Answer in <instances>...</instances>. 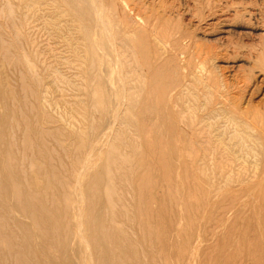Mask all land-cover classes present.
<instances>
[{"label":"bare ground","instance_id":"1","mask_svg":"<svg viewBox=\"0 0 264 264\" xmlns=\"http://www.w3.org/2000/svg\"><path fill=\"white\" fill-rule=\"evenodd\" d=\"M130 1H128L129 6L131 5ZM63 2L79 20L87 17L86 13L78 10L81 7L79 6L80 3L81 5L83 3V6L91 11L93 9L98 11L96 18L88 17L96 19V25L99 24L101 41H94V30H91L90 25L85 32L87 52L90 58L89 66L94 69L96 67L98 71L94 74L97 76V82L91 92V98L94 101L93 106L100 110L101 115L106 116L108 114L110 107L108 87L104 82H101L99 72L103 68L111 76L116 69L117 62L126 69V75H129L127 81L120 79V85L125 94L120 95L122 97L118 105L120 104L125 108L121 112L116 107V111L113 112V117L117 120L120 119V127L113 130L115 131L113 137L108 135L112 134L110 131L114 129V124L109 126L110 130L108 128L104 133L97 136V127L88 122L89 126L82 127L81 125L75 129L72 143L70 142L71 146L66 145L65 139H58V148L60 147L63 150V152L61 151L62 154L65 155L66 153V157L69 156L70 159L66 162V160L64 161L66 157L63 158L64 155H62L61 158H58L60 163L56 165L47 137L50 136L53 129H57L58 135L61 134V128L52 129L35 126L34 129H31L30 123H27V117L24 118L22 114L21 116L17 113L19 112L16 110L18 107L15 103L13 104L16 96H10L7 92L5 93L6 89L3 92L2 89L4 88L1 89L0 87V264H12L10 258L13 259L14 264H264V151L261 153L256 149L255 143H251L253 146L249 145V138L253 142L264 143V114L261 115V112L259 114L261 117L257 118L260 119V122L257 125V120H255L256 122L252 126L248 122V114L243 113L249 110L241 112L233 106V110L230 111L232 114L238 115H230L232 117L227 118L228 121L225 119L226 115L228 116L226 109V115H223V110L219 114L213 111L214 115L216 113L218 116L216 118L212 113H208V110L206 115L197 114V116L199 115L198 118L196 117L197 119L195 118L197 121L190 122L187 115H190L189 112L195 106L189 104L192 105L189 107L183 101L182 93L186 92L187 89L184 92L178 91L180 85H174L176 87L170 85L171 88H164L163 90H160L161 87L159 88V84L165 82L167 72L163 68L164 60L160 62V54L163 53L164 47H168V43H171V49L176 46L180 48L178 45L183 43L181 41L191 40L189 38L190 33L189 35L185 33L186 31L184 33L181 31L183 35L179 36L183 39L180 37L174 40L173 36H178L180 33L177 31L178 34H174L178 26L173 29L168 27L169 23L166 25L164 22L161 26H156L158 28L154 34L155 41H150L151 38H149L150 40L147 38L148 41H146L142 39L146 35L145 33L141 37V26L137 25L138 28H136V23L132 25L135 22L132 20V28L128 32L129 34H124L119 30L116 33L119 36L116 37L112 29L110 30L112 23L110 24L100 11L101 5L98 6L95 2V4L90 3V5L88 0H63ZM141 6L145 9L146 5ZM145 11L143 10V12ZM150 12L149 10V14ZM156 12H158L157 9ZM161 12L160 15L162 16L165 11ZM112 15L111 17H113ZM150 15L148 17H153V13ZM166 16L168 17V15ZM144 17L146 18V16ZM123 22L126 23V19ZM151 22L155 23V20ZM84 24L86 26V22ZM118 26L116 27L120 28ZM153 26L154 29L155 25ZM139 28L141 29L138 30ZM179 29L182 30L181 28L177 30ZM153 31L152 33H154ZM150 33L147 34V37L151 35ZM97 36L95 37L97 38ZM194 40L196 41V39ZM0 42L2 41L0 40ZM16 43L12 45L16 46ZM193 43L192 46H190L191 44L187 46H195ZM196 47L194 48L196 49ZM194 48L192 51L195 50ZM151 49H153L154 55H152ZM197 49L200 53L199 48ZM200 49L202 50V48ZM1 50L2 48L0 52ZM196 52L194 54L199 55ZM204 52L203 54L206 56L207 53ZM118 54H127L125 60L130 61V63L127 61L125 65L123 60L120 61L121 63L116 61L115 66L110 63L113 62V59L110 58ZM151 55L156 59V64L144 68L147 66ZM16 56L15 54L14 57L18 62ZM172 59L174 58L172 57ZM189 59L191 60V58ZM22 60L21 58V64ZM151 63L149 62L150 65ZM26 64L28 69L26 70L32 74V64L27 63V61ZM205 64L207 65V63ZM208 73L207 75L210 76ZM0 74L2 75L3 72ZM172 77L173 75L170 78ZM2 80L3 77H1ZM1 81L2 84L5 82ZM175 81L177 80L173 82ZM182 81L181 83H183ZM185 83L182 87L186 86ZM189 83L186 84L189 86ZM7 84L9 85V83ZM217 89L215 90L217 91ZM140 92H143L144 95H139ZM221 102L225 103L226 100L224 102L223 98ZM225 104L223 105L225 106ZM234 104L236 105V103ZM27 107L29 106L27 105ZM255 112L252 113L251 117L257 116L258 112L256 110ZM89 113L91 114V111ZM90 114H85V117ZM220 116L224 118L220 120L222 118ZM86 118L87 121L88 117ZM192 118L194 119V116ZM214 118L217 119L216 121L220 120L222 124L225 119V122L231 120L230 122L236 125L232 126V131L229 130L234 133V136L229 134V138L231 136L234 139L233 137L237 136L239 141L243 143L241 148H239L241 143L237 139L239 142L237 149H235V140L230 139L235 145L232 146V143L229 145L230 142L228 143V141L230 140L227 139V136V138L225 137L223 130L226 128L228 131L229 125L226 127L224 124H219L223 132L219 131L220 126L218 125L219 128L217 129L215 122L212 121ZM89 121H92V118ZM15 122L16 126L21 127L22 125L25 131L27 130L23 142L26 152L32 146L33 137L35 141H38L36 144L38 145L39 156L37 163H35L38 168L36 169V166L31 167L32 171H28L29 174L25 172V167L22 168L21 172L15 166L19 158L16 155L17 145H15V141L13 142L14 139L12 140L13 136L10 133L16 127ZM244 125L248 127V131L254 130L253 132H256L253 135L255 139L251 136L253 132L250 134L244 130ZM83 126L86 125L83 124ZM238 126H241L243 130H238ZM187 127L189 130H186ZM214 127L218 132L214 130ZM89 129L92 130L89 131ZM229 131L227 134L230 133ZM34 133L38 137L32 136ZM242 150L244 151L242 152ZM232 151L234 154L241 151L243 157L245 152L247 153L245 160H242L241 156L237 158V154L238 168V165L234 166L230 163L232 161L227 162ZM225 157L227 161H221ZM248 157L249 159H247ZM250 158L251 161H249ZM241 160L245 164L240 163ZM248 162L251 164H247ZM249 165L253 166L250 169H254V174L250 176L248 175L249 171L247 172ZM235 169L240 172L245 169V174H248L242 176L244 173L240 174L236 170L239 173L238 176L236 175L238 182L230 185L229 182L234 180L232 174H234ZM179 192L183 195L180 200L176 195ZM196 197H200L202 201L205 200L203 204L199 202L191 205L192 200ZM205 204H208L206 207L208 210L202 214V208ZM247 212L250 214H246ZM138 220L141 225L139 227L134 226V222L136 221L137 225Z\"/></svg>","mask_w":264,"mask_h":264},{"label":"rangeland","instance_id":"2","mask_svg":"<svg viewBox=\"0 0 264 264\" xmlns=\"http://www.w3.org/2000/svg\"><path fill=\"white\" fill-rule=\"evenodd\" d=\"M37 1L39 3H36ZM91 1L88 0L89 4L90 3H93V4L96 3V5L102 6L100 8L101 9L100 11H102V14L106 18V20H108L110 22V24L112 23L111 25L109 24L110 30L112 29V31L115 35H116L117 31L119 32V30H120V32H124V34H127L128 32H130V29L132 28V26H131L132 20L135 21L132 23V25H134V23H136L135 26L139 25V27L141 26L142 29H145V30H142L141 28H139L138 30L141 29V31H142L141 32L142 35L140 34L141 37L144 35V33L146 34L142 37V39H145L146 41H148L149 38L152 39V40L149 39L150 41H152V42L155 41L154 40V34L157 32L156 30L159 27V25L161 26L164 22L166 23V25L169 23L168 27H170V28L174 29V27L176 28L178 26V28L182 29V30H180V29L177 30L178 28H176V32H174V34L175 33L178 34L179 31H180V33L178 34V36H176V35L173 36L174 40L177 38H180L183 35L181 31H183V33L186 31L185 33L191 34V35L189 34L190 35L189 38L191 40L189 41L188 40L189 38H188V39H186L188 41H185V40L181 41V43L182 42L183 43L182 44L180 43L181 45H178V47L180 46V48H177V46H176L175 48L172 47L173 49H171L170 48L171 43L170 44L168 43V47H164L163 53H161L159 56L160 57L159 59H161V61L157 60L160 62H162L164 60L163 61L164 62L163 68H164L165 72L167 71L165 82H162L159 84V88L161 87L160 90H163L164 88L169 89V88H171V86L176 87L174 85H178V86L180 85L181 88L178 87L179 88L178 91H180V92H181V90H182V92H184L187 89V91L184 92L185 94L182 93L183 94L182 98H184L183 101L185 103H187V105L189 107H192V105L195 106L189 112L190 115H187V118L190 122H193L198 118L199 115L197 116V114H201L200 116L206 115L208 110H209L208 113L209 112L212 113V115L214 117L216 116V118L218 117L216 115V113L219 114L223 110L224 111V113L222 112L223 115H226L227 111H228V116L226 115V118H225L228 121L227 118H231L233 115H235L234 113L232 114V111H230V110H233L232 108L234 106V108L236 107V109H238L241 112H243L245 110L246 111L249 110L246 113L243 112L245 115L248 114L247 117H248L249 124H252V126H253V124L256 122L255 120H257L256 123L258 125V123L260 122V119H257V118H260L261 115L264 114V67H263L264 66V0H226V1L225 0H221V1L220 0H140V1L139 0H133L135 2H133L132 0L131 1L130 0H91ZM128 1H130L131 5L134 4L133 6L137 10L134 9L133 6H131V5L129 6ZM142 1L144 2V4ZM193 1H196V2H193ZM205 2H207V3H205ZM150 3H151V5H150ZM126 4H128V5H126ZM138 4H140V7H138L139 9L137 8ZM141 5H144V6L146 5L145 9ZM159 5H161V6H159ZM58 6H60V7H58ZM79 6H81V7H79L78 10L82 11L83 13H86L87 17L85 19L81 18L79 20V18L75 15V13L73 11H70L69 7L63 2V0H3V1L0 0V33L2 32L1 33L2 35L0 34L1 35L0 40L2 41V42H0L1 43L0 49L2 48V50L0 52V69H1V67H3L0 70V73L3 72V74H2L3 76L0 74L1 77H3V80L1 81V77H0V81L1 82L5 81L3 83L4 85L2 83H0V87H1V89L4 88V89H2L3 92L6 89L5 93L7 92L8 94H10V96L11 95L13 97L16 96L15 101L13 100L14 101L13 104L15 103L16 106L18 107L16 110L19 112H17V113H18V115L22 114L24 118L27 117L26 118L27 123H30L29 125H30L31 129H34L35 126L52 128V129L55 127L61 128V134L58 135L57 129H53V131L50 133V136L47 137L48 138L47 139L48 145H49V147L52 148V155L54 158L53 161L56 162V165L58 163H60V160H58V158L59 157L61 158V156L64 155V154H62L63 150L60 147L58 148V145H59L58 139H62V138L65 139L66 145L71 146L73 134L76 132L75 129L81 127V125H82V127H87V126H89V123L90 124L92 123L93 125H95L97 127V129H96L97 130L96 131L97 136H98V134L100 135V134L104 133L108 128H109L108 130H110L109 126L114 124V127H113L114 129H112L110 131L112 134L108 135L110 137H113L114 132H115L113 130H117V128L120 127V119H118V120L115 119V117H113V112L116 111V107L118 108L117 110L120 109L121 112L125 108V107L121 106L120 104L118 105V103L120 102V99L122 97L120 95L125 94L123 87L120 85V79H125L127 81V80H129V75L128 74L126 75V73H127L126 69H124L122 66H120V64H118L116 61L120 62L121 60H123L125 62L124 64L126 65L127 61H128V60L127 61L125 60V58L127 57V54H125V55L122 54L123 56L121 54H118L117 56L110 58V59H113L112 60L113 62H110V63H113L114 66H115V62H116V66H115L116 69L111 76H109V74L106 73L103 70V68L101 69L102 71L99 72L101 75V82H104L108 87L107 88L108 89V95L110 97V107H109L108 114L106 116H103V114L101 115V113L99 112L100 110L99 109L97 110V108L93 106L94 101L91 98L92 97L91 92L93 91V88L97 82V76L96 75L94 76V74H96V72L98 73V71H97L96 67L94 69V68H91L89 66L90 65V58H89V55L87 52V43L85 40V32H86V29L89 28V25H90L91 30L92 31L94 30L93 34L95 36H97V34H98L97 38L95 36L93 37L94 41L100 42L101 38H99V37H100L101 31H100V29H98L100 27L99 24L96 25L97 24L96 19H91L92 17L96 18V14L98 11H95L94 9L92 11L89 10L88 8H86V6H83V3H82V5L80 3ZM122 6H123L124 11L122 9ZM206 6H207V8H206ZM128 7H130L131 9ZM148 7L151 9H149ZM155 7H156L158 12H156ZM60 8H62V9H60ZM84 8H86L85 9L86 11L83 10ZM116 8L120 9V10L117 11ZM172 8H174V9H172ZM171 9H172V11H171ZM135 10L138 11V13L135 14V12H136ZM143 10H146L145 11L146 13L143 12ZM149 10L153 13V17H150V16H152V15H150L152 13L150 12V14H149ZM160 12L161 13L164 12V14H162V16H161ZM173 12H174V14H173ZM147 13H148V15H150L149 16L150 18L148 17ZM112 14H114V15H112ZM126 14H128V16H126ZM138 14H140V15H138ZM143 14H144V16H146V18H148L146 21H145L146 18L143 16ZM170 14H171V16H170ZM111 15L113 17H111ZM129 15H130V17H129ZM166 15H168V17ZM88 16L91 18H89ZM123 16L124 17L126 16L128 18V20L126 17L124 18ZM156 16H158V17L156 18ZM201 16H203L202 20H201ZM143 17H144V19H143L144 21L142 20ZM172 17H173V19H172ZM139 18L141 19V21ZM158 18H159V20H158ZM167 18H169V19H167ZM125 19H126V23L123 22ZM163 19H165L167 21H164ZM73 20H75V21L73 22ZM116 20L121 21V26H120V21H119V23H117ZM148 20H149V22H147ZM152 20L153 21L155 20V23H153V22L150 23V21H152ZM198 20H199V22H198ZM85 22H86V26L84 24ZM156 22H158V23H156ZM89 23H91V24H89ZM145 23L148 25H151L150 26L151 28L149 26H147ZM152 23H153V25H155L154 29H153L154 26L152 25ZM124 24H125V26H124ZM129 25H130V27H129ZM92 26H93V28H92ZM116 26H118L120 28H117ZM156 26H158V27H156ZM164 26H165V24H164ZM136 28H138V26ZM126 29L127 30L129 29V31H127ZM150 31H151V33H150ZM152 31L154 33H152ZM148 33L151 34V35H149V37H147ZM179 35H181V36H179ZM118 36H119V34L116 35V37H118ZM150 36H152V37H150ZM2 38H4V39H2ZM98 38H99V40H97ZM181 38L183 39V37H181ZM14 39H16L15 43L19 39L18 42L16 43V46H18V48H16V46H13V45H15V43L13 42ZM184 39H185V37H184ZM194 39H196V41ZM192 40H194L195 43H193L194 41H192ZM5 41H6V43H5ZM9 42H13L14 44L9 43ZM192 43L195 46H193V47L187 46L189 44H191L190 46H192ZM9 44H11V45H9ZM77 45H79V46H77ZM3 46L6 48H4ZM194 47H196V49ZM168 48L171 52L168 50ZM184 48L186 51L184 50ZM187 48L189 51L187 50ZM193 48L195 50L192 51ZM197 48H199L200 53H198L199 51ZM200 48H202V50ZM165 49H166V51H165ZM177 49H178V51H177ZM203 49L207 53L206 56H208V57L204 56ZM10 50L12 51L11 52L12 54L9 52ZM175 50H176V52H179V53H176ZM183 51H185V52H183ZM186 52H187V54H186ZM188 52H191V53H188ZM195 52L198 53L199 55L194 54ZM151 53H152V55H154L153 49H151ZM15 54L17 55L16 57H18V62L16 61V58L14 57ZM162 54L163 55L165 54V55L163 56ZM168 54H170V55L172 54L173 56L172 55L170 56ZM152 55L149 57V59L151 61L148 59L149 60L148 64H147V66H144V68H147L149 66H153V64L154 65L156 64V59H154V56H152ZM200 55L202 58L200 57ZM202 55L204 56V58ZM176 56H177V58H176ZM187 56L189 58H191V60ZM151 57L153 60L151 59ZM172 57L174 58L172 60L176 61L174 64H173L174 61L170 62V61H172L171 60ZM199 57H200V59H199ZM21 58L24 60V63L22 60V64H21ZM117 58H119V59H117ZM168 58L170 59V61ZM201 59H203L204 62H203V60L201 61ZM26 61H27V63L32 64V66H33L32 74L28 73V71H27L28 69L26 66H28V65L26 64ZM165 61H167L168 63L167 62L165 63ZM128 62L130 63V61H128ZM149 62L150 63L154 62V63H151V65H150ZM199 62L202 64H200ZM198 63H199V66H198ZM205 63H207V65ZM25 64H26V66H25ZM170 64H171V66H170ZM167 67H168V69H167ZM22 68H23V70H22ZM169 69H170V71H168ZM174 69L176 70L175 72H174ZM179 69H181V70L179 71ZM197 69H199L198 71L200 74L198 73V71H196ZM209 69H210V71H208ZM121 70H122V73H121ZM195 72H197V73H195ZM207 73L210 76H208ZM195 74H197V75H195ZM171 75H173L172 78H170ZM35 76H36V78H35ZM189 78H190V80H189ZM36 79H37V81H36ZM173 79L177 80L178 82L177 81L173 82L174 81ZM204 79H205V83H204ZM180 80L181 81L183 80L182 82L183 83L186 82L187 84L189 82L190 83L192 82L193 85L189 83V86H190L189 87L185 83L184 85H186V86L182 87L183 83H181ZM109 81H111V82H109ZM169 81H170V83H168ZM6 82L9 83V85ZM113 83H114V85H113ZM173 83H175V84H173ZM5 84H6V86H5ZM39 86H41V87H39ZM9 88H11V89H9ZM206 88H208V89H206ZM209 88H210V90H209ZM44 89H45V91H44ZM188 89H189V91H188ZM215 89H217V91ZM190 90H192V91L190 92ZM169 94H170V91H169ZM192 94L195 97H193ZM139 95H144V94H143V92L142 93L140 92ZM185 95H187V96H185ZM208 95H210V96H208ZM225 96H227V97L225 98ZM185 98H186V100H185ZM223 98H224V102L226 100V102L229 105L225 104L226 102L225 103L221 102L223 100ZM19 99H20V101H19ZM193 100H195V102H193ZM205 100H206V102H205ZM214 102H216L215 106H214ZM219 103H220V105H218ZM234 103H236V105ZM189 104H192V105H189ZM223 104H225V106ZM27 105L29 107H27ZM221 105H223L224 107ZM90 107L92 108V110ZM199 107H201V108H199ZM202 107L203 108L205 107V108L203 109ZM210 107H212V108H210ZM220 108H222V109L220 110ZM87 109H89L91 111V114L89 113L90 111ZM226 109H227V111H226ZM203 110H205V111H203ZM255 110L258 112L257 116L254 114L255 116L251 117L252 113H256ZM213 111L216 112L215 115H214ZM85 112L90 114L89 115L90 117L88 115H86V117H88L87 121L85 120V119H87L85 117V114H87V113H85ZM260 113H261V115H259ZM70 114L73 116H71ZM91 115H92V117H91ZM230 115H232V116H230ZM237 115L238 114H236L235 116H237ZM193 116H194V119L192 118ZM220 117H222V118H220V120L224 118L223 116H220ZM254 117H255V119H254ZM91 118H92V121H89V120H91ZM249 118H251V119H249ZM191 119H193V120H191ZM225 119L222 121L224 126L226 125V127H227V125H229V127L231 129L229 127H227L228 128L227 130L232 131V128L234 127L235 124L233 125L230 122L231 120H229V122H225ZM216 120L217 119L214 118L212 121L215 122L214 124L216 125L217 129L220 126L219 131L223 132V130H224L225 131V137L227 136L228 138L227 137L226 138L228 140L232 139L231 136H234V133L229 131L230 133L227 134L228 131H226V128L224 126H223V128H225V129L222 130L221 125H223V124L221 123V121L220 120L216 121ZM85 121L87 122L88 125L86 124ZM83 124L86 126H83ZM219 124H221V125H219ZM15 126H16V122H15ZM244 126H245V127H243L244 130L248 131V127H246V125H244ZM216 127H214L215 131H217V129H215ZM235 128H237V127H235ZM238 128H239L238 130H240V131L243 130V128L241 126H238ZM71 129H73L74 131H72ZM90 130H92V129H89V131ZM186 130H189L188 127ZM253 131L254 130H252V132ZM26 132H27V130L25 131L24 126L21 125V127L16 126L14 131L12 130V132H10V133L13 136L12 137V140L14 139L13 142L15 141L14 142L15 145H17L16 146L17 147V149H16L17 154L16 155L19 158V159H17V163H16L17 165H15V166H17L20 171L22 170L23 167H25V172H28V171L31 172L32 171L31 167L36 166V169L38 168L37 165L35 164V163H37V159L39 156V152H38V148H37L38 145L36 144L38 141H35V138L33 137L32 146L26 152L25 146L23 143L25 141ZM248 132L250 133L251 131H248ZM62 134H63V136H62ZM229 134L231 135L230 138H229ZM254 134H256V132L255 133L253 132V134H251V136H253ZM32 136H35V133ZM35 137H38V136L36 135ZM233 138L234 139H232V140H235L237 146L235 145V143H233V141L231 142V140L230 141H228L227 139L226 140L228 141V143L230 142L229 145L232 143L231 145L232 146L235 145V147H236L235 149H237L238 144L240 142L239 138L237 136H235ZM253 138H254V136H253ZM55 140H56V142H55ZM249 140H250L249 145L251 143L252 144L255 143L254 147H256V145H257L256 149H258L260 152L264 151V149H263L264 143L260 144L258 141V143H259V145H258V143L256 141L253 142V140L250 138H249ZM240 143L241 144H239V148H241L242 147L241 145H243L242 142H240ZM4 144H5V142H4ZM252 144L250 146H253ZM261 145H262V147H260ZM244 150L246 151V149H244ZM244 150H242V152ZM248 150H249V152H251V150L249 148H248ZM240 152L241 151L237 152V154H238V157H237V154L236 153L234 154V152L232 151L229 155L228 161H227L226 157L224 159H221V161L226 160L229 163V160H230L233 162V163L230 162L231 164H233L234 166L235 165L237 166L238 162H239V160H237V158H239L241 156L242 160H245L247 157V156H245L247 154L246 152L244 154V157H243V154ZM231 154H232V156H231ZM240 154H242V155H240ZM22 156H24V157H22ZM62 157L63 158L66 157V153ZM231 157H233V158H231ZM249 157H251V156H249ZM249 157L247 159H249ZM69 159H70V157L68 156V158L66 157L64 159V161L66 160V162H68ZM190 159H191V157H190ZM241 161H240V163L243 164L244 162L243 161L241 162ZM249 161H251V158ZM31 162L34 164L32 165ZM22 164H23V166H22ZM30 164H31V166H30ZM247 164H251V163L248 162ZM238 167H239V165L237 166V168ZM250 168H253V166L252 165L248 166L247 172L249 171L248 172L249 174L248 173H246V174H248L249 176L254 174V169H250ZM33 170H34V168H33ZM236 170L237 169H235L234 174H232V178H234V180H233V182H231V181L229 182V183H231L230 185H232V183L238 182L236 179L237 178L236 175L238 176L239 175L238 172H240V171L237 170L238 171L237 172ZM250 170H252V171H250ZM242 172L244 174H242ZM242 172H240V174H242V176H245L246 175L245 169L242 170ZM28 174H29V172H28ZM184 190H185V188H184ZM185 191H187V190H185ZM180 192H181V190H180ZM180 192H179V194H176L178 196V200H180L183 197V195H181L182 193H180ZM256 192H258V191H256ZM201 201H202V199L200 200V197L199 198L196 197L192 200L191 205L198 204L199 202L203 204V202L205 200L202 202ZM261 204H262V202H261ZM207 206H208V204H205L203 206L202 214H205L206 211L208 210V209L206 210ZM167 207H169V205H167ZM238 213H240V212H238ZM248 213L249 212H247L246 214H248ZM138 222H139V220L137 221V225H136V221H135L134 222L135 225L134 224L133 225L139 227V225H141V224ZM10 262H12V264H14L12 258H10Z\"/></svg>","mask_w":264,"mask_h":264}]
</instances>
